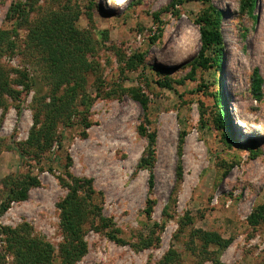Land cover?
Listing matches in <instances>:
<instances>
[{
  "label": "rangeland",
  "instance_id": "obj_1",
  "mask_svg": "<svg viewBox=\"0 0 264 264\" xmlns=\"http://www.w3.org/2000/svg\"><path fill=\"white\" fill-rule=\"evenodd\" d=\"M257 1L254 21L249 0H0V31L15 42L0 51L3 76L23 72L35 81L29 91L15 87L20 98L0 97V264H68L64 253L78 241L65 229L62 205L73 195L85 244L74 264H264V222L250 223L264 205V86L260 101L251 91L255 69L264 79V0ZM16 3L28 10L21 25L16 14L8 18ZM209 6L223 16L219 72L197 65L199 19ZM73 28L79 33L67 37ZM47 30L55 41L33 45L31 35ZM212 56L210 48L205 58ZM221 93L236 141L217 121ZM57 105H70V123L54 115ZM40 129L49 145L31 146ZM144 130L156 131L153 166L144 162ZM29 177L38 184L28 198L9 202L15 181ZM97 208L120 241L95 229ZM8 230L51 245L49 261L17 255ZM196 230L229 244L206 246Z\"/></svg>",
  "mask_w": 264,
  "mask_h": 264
},
{
  "label": "trees",
  "instance_id": "obj_2",
  "mask_svg": "<svg viewBox=\"0 0 264 264\" xmlns=\"http://www.w3.org/2000/svg\"><path fill=\"white\" fill-rule=\"evenodd\" d=\"M33 1V0H32ZM203 2L204 4L209 3V0H198ZM257 0H249L248 2V16L252 18L254 21L257 20V16L254 14V7L257 6ZM210 10V11H208ZM207 11L201 16L199 19V22L202 24L201 27V35H202V49L199 53V57L197 60V65L202 68H215L218 72L221 70V64L223 62V55H224V50H223V45H224V35L222 31V13L216 9H213L211 6H209ZM11 14L15 15L20 18V25L22 22H26V19L28 18V10L24 3H16L15 5L12 6L8 18H10ZM19 20V19H18ZM62 20V19H59ZM71 23V22H70ZM60 24V23H59ZM57 22H53V26L56 25L57 29H59L60 26H58ZM51 26V25H50ZM49 26V27H50ZM17 30L14 29V33L16 34ZM79 32L73 28V31L71 33L67 32V37H74L77 35ZM57 34V32H56ZM32 38L34 39L33 45H48L51 44L50 41H55L56 36L55 34L52 33V30H47V31H37L35 34L31 35ZM11 33L10 31L3 30L0 31V51H4L6 49V45H11L14 46L15 42L13 43L11 40ZM38 40L39 43H35V41ZM30 41H32L30 39ZM88 44V43H85ZM213 49L214 56L210 58H205V53L208 51V49ZM56 73V70H55ZM61 78V77H59ZM35 81L29 78L28 73H23L20 72L18 75V78L15 80H9L7 76H3V71L0 69V97L4 95L5 93H9L12 96L14 95L15 98H20L23 95V91L17 90V86H22L25 91H29L31 87H33ZM159 85L163 88H170V84L165 82L159 83ZM263 86H264V79L260 73L259 69H255L253 71V74L251 76V91L255 97L256 100L260 101L262 100L263 97ZM77 91V90H76ZM75 91V92H76ZM135 96L136 99H139L140 94L139 92H136V90H130ZM140 100V99H139ZM144 109H147L148 102L147 98L141 100ZM86 103V102H84ZM5 105V104H4ZM217 105L219 107V116H218V122L221 123L220 126L224 129H227L228 134L231 138L232 141H236L234 138V135L228 130V126L226 123L225 119V113H226V103H225V97L223 93L218 95L217 98ZM3 107V104L0 101V107ZM68 106V109L65 107L60 106H53V112L55 113V116H64V121L67 120L68 123H70V120L72 118V111L70 112V105H65ZM224 109V110H223ZM83 123L87 122V118H82ZM147 122L150 124L149 118H147ZM146 130H144V133ZM42 129L39 131L34 130L31 135V139L29 140L30 145L32 146L33 143H37L41 140L43 145L48 146L50 143V140L44 135H41ZM147 133V132H146ZM45 137V138H43ZM147 137L149 139V147H148V158L147 160H144V162L147 165L153 166L155 162V157H156V131H150L147 133ZM230 138H228L230 140ZM256 140H247L245 141V146L253 149L254 144ZM43 150V149H42ZM78 182V181H77ZM84 183L91 184V180H86ZM38 184V181L36 178H28L26 180H23L22 182H18L17 180L15 181L13 187L10 189L9 192V202L12 200H18V201H23L28 198V192L31 189L33 185ZM80 187L81 184H79ZM154 188V180L151 178L150 181V191H149V198L147 200V208H146V214L148 216H151L153 213V204L154 201L150 198L152 195V190ZM76 195L69 196L64 204L62 205L64 209V214H63V224L66 227L65 229L69 230L71 234L76 235L77 237V244L72 245V249L70 250L71 252H65V259H67L68 264H74L75 261L79 259V256H81L82 251L85 248V244L81 240V233L83 232L82 225L80 221L76 220L73 218L71 211L76 207ZM3 211H6L8 209V203L3 204L1 207ZM99 210V208L96 209V211ZM99 224H101V227L95 228L96 230H102L106 229L107 230V236L115 241H120L119 238L116 236V231L112 228L113 222L110 219H107L103 217L101 214V211L99 210ZM259 221L264 222V205L260 206L251 216L250 218V223L253 224H258ZM80 224V225H79ZM8 235L11 233L13 237L11 238V241L15 244V251L16 254L21 253L22 257L28 258V257H38V258H43L47 261L51 258V252H52V247L51 245H48L46 243L41 242V240L37 239H32L29 236H24L22 233L18 231H10L8 230ZM195 237L199 238V240L205 244L206 246L211 245V244H216L219 247H226L229 242L227 240H224L219 234L215 232H206L202 230H196L194 232ZM69 249V248H68ZM174 254L175 251L170 252L167 254V259L172 260L174 259ZM43 264H51V262H44Z\"/></svg>",
  "mask_w": 264,
  "mask_h": 264
},
{
  "label": "bare ground",
  "instance_id": "obj_3",
  "mask_svg": "<svg viewBox=\"0 0 264 264\" xmlns=\"http://www.w3.org/2000/svg\"><path fill=\"white\" fill-rule=\"evenodd\" d=\"M178 50H180V52L182 53V55L184 57L188 56L190 54V49H189V45L187 44V42L183 39H179V45H177Z\"/></svg>",
  "mask_w": 264,
  "mask_h": 264
}]
</instances>
